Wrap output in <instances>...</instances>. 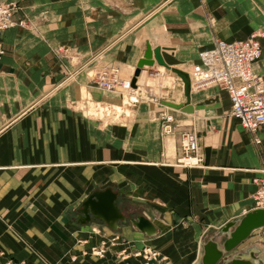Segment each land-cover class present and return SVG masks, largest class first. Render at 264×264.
Here are the masks:
<instances>
[{
	"label": "crops",
	"instance_id": "crops-1",
	"mask_svg": "<svg viewBox=\"0 0 264 264\" xmlns=\"http://www.w3.org/2000/svg\"><path fill=\"white\" fill-rule=\"evenodd\" d=\"M3 1L22 6L23 11L13 19L18 22L24 13L35 27L14 26L1 36L5 55L0 60V210L6 218L22 219L13 208L25 202L32 204L36 212L40 210L43 218H53L58 213H52V209L66 213L68 207H81L90 193L110 188L118 194L116 204L126 220L119 221L116 229H110L100 219L86 224L77 221L79 238L84 241L76 248L80 247L85 255L74 261L65 258L59 264L201 263L203 242L212 238L221 243L227 236L219 229L252 209L255 189L251 178L254 172L262 175L260 167H254L264 164V125L258 132L261 142L254 144L251 133L231 116L227 91L214 86L196 93L194 82L190 103L194 113L170 109L183 122H197L199 165L168 162L162 166L154 162L161 155L153 135L159 122L155 118L157 111L148 103L151 100L154 107H165L162 102L167 100L156 96L136 104L135 111L130 110L137 118L129 126L139 120L138 131L144 135L137 143L128 144L132 133L128 127L130 131L125 130L122 145H117L121 149L146 146L151 160L111 158L109 147L102 141L92 147L88 135L92 134L93 122L85 112H75L73 107L76 87L81 92L88 87L92 96L101 98V92L91 83L92 72L80 67L81 56L78 63L71 60L58 65L52 49L61 43L87 46L93 49L96 66L109 64L123 72L127 69V80H132L136 60L142 56L145 43L150 42L162 48L161 54L171 67L189 73L199 62V53L211 49L215 38L231 42L247 38L254 30L264 31V0H0ZM171 8L175 10L170 13ZM18 14L21 17L17 18ZM166 29L172 38L160 36ZM159 40L166 43L162 45ZM261 43L262 54L253 69L264 83V37ZM162 67L155 64L139 77V84L144 81L141 86L149 88L147 94L155 86H148L151 69L157 70L161 80L168 81L164 87L170 89L171 79L168 71L160 73ZM182 95L178 104L185 101L183 92ZM68 107L74 112L63 111ZM112 125L106 127L99 122L98 127L115 133L117 126ZM147 136L156 141L145 139ZM111 163L119 166L113 170ZM127 163L133 168H126ZM86 184L96 187L87 190ZM141 215L152 222L155 234L141 232L130 222ZM94 228L100 233L89 235ZM1 230L5 229L0 223ZM221 236L224 238L220 240ZM104 240L110 245L104 256L89 252ZM73 243L68 240L65 248ZM8 244L11 250L1 249L4 255L0 264L8 258L38 264L36 257L19 244ZM254 247L264 251V227L254 230L226 257ZM143 248L156 252V260L145 263L143 257L133 255V250Z\"/></svg>",
	"mask_w": 264,
	"mask_h": 264
},
{
	"label": "rangeland",
	"instance_id": "rangeland-1",
	"mask_svg": "<svg viewBox=\"0 0 264 264\" xmlns=\"http://www.w3.org/2000/svg\"><path fill=\"white\" fill-rule=\"evenodd\" d=\"M17 8H18L17 13H19V11H21V12L23 11L22 6L20 8V6L17 5ZM172 10L174 11L175 9L171 8L169 10V12L171 13ZM22 14H23L22 17L20 16V14H18L17 18L21 17L18 20L25 22L26 25H24V26L20 25V26L31 29L32 28L31 22H29L26 17L24 18V13H22ZM33 28H35V27H33ZM5 30H7V29H5ZM168 30L169 29L164 30L163 33H165V34H163V33H161L162 35L158 34V37L161 36L165 39H166V37L172 38V35L169 33ZM260 32L263 34L262 37H264V31L262 29H260ZM2 34L0 35V45H1L0 47H1L3 53L0 55V60L5 55L4 44L2 41V37H1ZM159 42L162 45H164L166 43V42L165 43L162 42L161 40H159ZM212 45H213V43H212ZM70 46H71L70 43L69 44H67V43L62 44L61 43V44H57V45L55 44V46H53L52 50H54L53 51L54 55H55V57H57V61L59 62V63L57 62L58 65L63 66L65 63H67L68 61H71V60L75 63H78V60H80L78 58V56H81L82 57V60H81L82 65L80 67H83V66L87 67L92 72L90 74V78H91L90 80H91L92 85L94 84L97 89L100 86L99 83L106 85L107 82H115V83H117L116 84L117 88L121 87V82L123 80H127L129 78L128 77L129 72L127 69L123 72V71H119L117 68L115 69L113 67H110L109 64L104 65L103 67L96 66V64L93 61V57H92V55L94 53L93 49H90L87 46L82 47L80 45H77V46L72 45L71 47ZM87 54H88V56H87ZM99 54L97 53V55H99ZM261 54H262V51H261ZM85 55H86V58H85ZM260 57H261V55L259 56V59H260ZM77 58H78V60H77ZM156 72H157V70H155V69H152L150 71V76H151L152 80L150 81V84H148V86L149 85H151V86L155 85V86L152 87L153 90L151 91L150 94L145 95V96H147V98H146L147 100L152 99L155 96L158 98H162V97L166 98L168 95V89H167V87H164L165 83H168V81L161 80L160 78H163V77L160 75H157ZM163 72L167 73V71H165V70ZM143 83H144V81L141 82L140 85H144ZM212 87H214V85L199 87L198 84H195L194 90L196 93L205 92V91H209V89H212ZM123 88L124 87H122L121 90ZM82 89H84V92L82 91L81 93H79L77 95L78 97L76 96L77 101L74 102L73 107L75 109V112L76 111L85 112L87 117L90 119V121L93 122L92 124H90L92 134L88 135L89 136V142L91 141L92 147L94 148L95 145H99L100 144L99 142L102 141L103 145L106 144L109 147L108 150H109L111 158H120V159L125 161V160H129V159L132 160V158L143 157L142 159L151 160L152 155H149L150 149L146 146H144V147L140 146L139 148L136 147L135 149L131 148L132 146L128 147V148L124 147L123 148L124 150L117 146V145H122L121 140H122V136H124L125 130H127V131L131 130L132 131V133H129L131 136L127 142L128 144H130L132 141L137 143L138 139L142 135H144L138 131L139 130L138 128L140 126L139 120L135 121L131 127L129 126V123H131L133 120H135L137 118V115L136 114L133 115V113L131 111H135V105H133V104L136 103L137 101H139L141 94L139 92H136V96H134L133 94L131 95L129 93V88H125L124 92H122V95L117 96L116 94H109L108 92L104 93L98 89L101 92V96H100L101 98H99V100H98L97 98H94L91 95V92L89 91L88 87L84 86ZM113 90H116V89H113ZM118 90H120V89H118ZM130 91H131V89H130ZM124 93H128L130 101L125 99V97H123L125 95ZM105 98L109 99V100H107V103L104 102ZM141 103L143 104V101H140L137 104H141ZM148 105H150V107L154 108L157 111L155 118L159 122V128L153 133V135L156 136V138L158 139L159 145H157V148L159 146V148H160L159 154H161V155H160L159 159H156L154 162L157 163L158 165H162V163H168V162L178 163L177 159H179L183 156V154L181 152V148H180V139H181L182 131L194 130V131L198 132L197 122L195 123V122H193L194 119L193 120L191 119L190 121H187V122L185 120L184 121L185 123H184L175 115L176 111H173L170 108H165V107H161V106L154 107L155 105H154V103H151V100L148 103ZM48 108H50V107H48ZM74 109L68 107V108H65V110H63V111L64 112L65 111L74 112ZM47 111H45V112H47ZM41 112H44V111H41ZM162 112L172 114L174 119H175L174 130H173V134H171V135L166 136V135L161 133V128H160V122L161 121L159 119V115H160L159 113H162ZM98 121L101 124H104V126H106V127H108V126L110 127V125H112V124H113L112 126L116 125L117 128H116L115 133L114 132L111 133L110 131H107V128H105V129L103 128L101 130L98 127L99 126ZM126 122L128 125H126ZM262 126H260V128ZM128 127L130 128V130ZM259 129L257 130V132H259ZM168 138H169V140H168L169 142L167 143L168 146H166V142H167ZM170 138H173V139L170 140ZM145 139L151 140L152 136H147ZM152 141L155 142L156 140L152 139ZM160 141H161V146H160ZM254 144H259V143H254ZM115 146H117V147H115ZM198 147H199V150H198L196 156L198 154L200 155L199 143H198ZM254 148L259 149L260 145H254ZM179 164H181V163H179ZM110 165H111V169H113V170H114V168L116 169L119 166L118 164H112V163ZM126 166L125 167L126 168L129 167V169L133 168V165L129 164V163H127ZM162 166H165V165H162ZM256 167L264 168V164H262L260 166H255L254 168H256ZM256 176H262V175H259L258 172H254L253 176L251 178L252 184H253V180L256 178ZM86 186H87V190H90V189L96 187V184H86ZM100 186H103V183H100ZM253 189H255V185H254ZM37 206H39V205L37 204ZM29 208L32 210L34 209L32 204H30L28 202H25L24 204H21V203L15 204L14 208H13V212L18 213L16 215L22 216L23 218L20 219L18 217L17 219H10V220H8V218H6V214H4V212L0 210V223L2 224V226H4V229H5V230H1V232H0L1 233V235H0V251H1V249L11 250L12 246H9V244H8L9 241H11L13 243L16 242L17 244H19L21 246V248L27 250L31 255L35 256L36 262H38V264H59L65 258H68L70 261H74V260H77V258L81 254L85 255V253L83 251H81L80 247L76 248V246L81 245L82 242L84 241V240H81V238H79L81 235L78 234L79 230L76 228V226H78L77 214L79 212L80 205H78L76 207L75 206L74 207H68V210L66 209L67 211H65L66 213H64V212L60 213L59 211L55 210V208H54V209H52V210H54V211H52V213L55 212L56 214L57 213L58 214L56 216H54L53 218H43L42 216H40V210L36 212L35 210L31 211ZM20 212H23L24 214H21ZM28 214L32 215V217L31 218L26 217V216H28ZM91 233L98 234L100 232H99V230L97 232V230L94 228L88 232L89 235H91ZM223 238L224 237L221 236L220 240ZM68 240H73V241H75V243H73L69 247L65 248V245H66ZM104 242H105V240H104ZM101 244H102V242H101ZM101 244H100V246H101ZM60 245H62L64 248L60 249ZM105 245H106V247H105V251H106L107 247L110 245L107 242H105ZM89 252L95 253L96 252L95 248L91 247L89 249ZM19 261H25V262H27V264L30 263L27 260L22 259V258H20ZM198 264H201L200 261Z\"/></svg>",
	"mask_w": 264,
	"mask_h": 264
},
{
	"label": "built area",
	"instance_id": "built-area-1",
	"mask_svg": "<svg viewBox=\"0 0 264 264\" xmlns=\"http://www.w3.org/2000/svg\"><path fill=\"white\" fill-rule=\"evenodd\" d=\"M17 5L13 1L0 2V35L5 29L18 25H26L23 21H15ZM262 33L254 30L245 39L237 41H226L214 39L213 47L208 51L199 53L198 63H195L192 73L196 75L195 84L199 87L209 85L225 89L229 95L232 117L237 118L242 127L251 133L254 143H260L261 138L257 130L264 125V83L253 69V63L259 59L262 51ZM1 46V45H0ZM0 47V55L2 54ZM152 70V69H151ZM150 70V71H151ZM117 83L107 82L100 86L115 89ZM161 133L164 135L173 134L175 119L170 113H159ZM180 148L183 156L177 159L178 164L183 165V159L196 156L198 147V133L194 130L182 131ZM258 171L262 176H256L253 180L255 190L252 193V209L264 208V168ZM105 242L95 249L98 256L105 255ZM125 254L124 249L121 250ZM4 253L0 251V257ZM135 257H143L144 262L156 260V252L150 248H143L142 251L133 250ZM127 256V255H126ZM128 257V256H127ZM3 264H27L25 261L8 258Z\"/></svg>",
	"mask_w": 264,
	"mask_h": 264
},
{
	"label": "water",
	"instance_id": "water-1",
	"mask_svg": "<svg viewBox=\"0 0 264 264\" xmlns=\"http://www.w3.org/2000/svg\"><path fill=\"white\" fill-rule=\"evenodd\" d=\"M145 50L140 58L136 60V67L133 72V78L130 86L135 88L137 85V76L141 69L149 68L154 65L155 61L159 65L170 69L176 75L182 78L184 82L183 90L185 101L181 104H175L169 101L162 102L163 105H168L175 109H180L187 113H193L194 108L190 104L191 98V81L190 75L182 69L171 67L163 60L161 50L158 45L152 46L150 42L145 43ZM123 191V190H121ZM118 194L110 188L97 190L88 196L79 208L78 222L86 224L93 219H100L107 224L110 229H116L119 221H125L126 218L122 214L120 208L116 204ZM130 222L148 235H153L156 229L151 221L145 216H136L131 218ZM264 227V208L257 207L245 212L240 219L231 220L219 229L221 234L226 235L221 243L217 239L209 238L202 244L203 255L201 257L202 264H262L264 263V251L257 248H251L247 252H239L230 257H226L231 251L235 249L246 238L252 235L254 230Z\"/></svg>",
	"mask_w": 264,
	"mask_h": 264
},
{
	"label": "bare ground",
	"instance_id": "bare-ground-1",
	"mask_svg": "<svg viewBox=\"0 0 264 264\" xmlns=\"http://www.w3.org/2000/svg\"><path fill=\"white\" fill-rule=\"evenodd\" d=\"M156 46V45H155ZM208 51V50H207ZM162 57H163V53H162ZM163 60H164V58H163ZM165 61V60H164ZM155 64H157V65H159L158 63H157V61H155V63H154V65H150V67H153V66H155ZM159 66H162V65H159ZM150 67H149V69H150ZM194 68V67H193ZM146 68H143V69H141V71H140V73H139V75L137 76V85L135 86V88H132L131 86H130V83H131V80L129 81V80H123L122 82H121V87H116L115 86V89L116 90H113V89H110V88H106V87H102V86H97L98 87V89L99 90H101L102 92H104V93H109V94H116L117 96H121L122 95V92H124V89L125 88H129V93L132 95H134V96H136V92H139L140 94H141V96H140V98H139V101H137L136 103H132L133 105H136L138 102H140V101H143V103H145V102H147V96H145L147 93H148V91H149V88H146V87H142L140 84H139V77L142 75V73H143V71L145 70ZM180 69V68H179ZM168 71V74H169V77H170V83H171V85H170V89L168 90V95H167V100H165L164 102H166V101H169V102H172V103H175V104H178L177 102H179V96L180 95H182V92H183V94H184V90H183V86H184V82H183V80H182V78L181 77H179L178 75H176L174 72H172L170 69H167L166 67H162V69L160 70V73H161V71L163 72V71ZM165 72H163L162 74H164ZM188 73V72H187ZM159 75V74H158ZM188 75H190V81H191V89H192V87L194 86V82H195V80H196V75H194L193 73H192V70H191V72H189L188 73ZM194 78H195V80H194ZM128 86V87H127ZM122 87H124L122 90H121V88ZM118 89H120V90H118ZM130 89H131V91H130ZM192 91V90H191ZM75 98H76V96L79 94V93H81V89H79V88H75ZM125 95L123 96V97H125V99H127V100H129L130 101V99H129V95H128V93H124ZM78 97V96H77ZM94 97V96H93ZM94 98H96V97H94ZM184 98V96L182 95V99ZM98 99V98H97ZM191 99H192V94H191V98H190V103H191ZM99 100V99H98ZM107 100H109L108 98L106 99V100H104V102H106L107 103ZM134 100V99H133ZM135 101V100H134ZM131 104V105H132ZM163 105V104H162ZM163 106H167V107H169V108H171V109H174V110H180V109H175V108H172V107H170V106H168V105H163ZM195 110V109H194ZM194 113V112H193ZM189 114H192V113H189ZM183 161L184 162H186V163H184L183 165H186V166H196V165H199L200 164V162H199V156L197 155V156H190V157H188V158H186V159H183ZM178 162V161H177ZM176 164H178V163H176ZM178 165H180V164H178ZM180 166H182V165H180Z\"/></svg>",
	"mask_w": 264,
	"mask_h": 264
}]
</instances>
